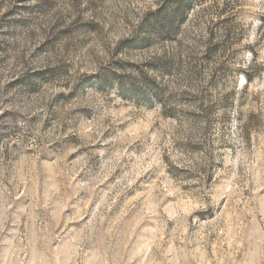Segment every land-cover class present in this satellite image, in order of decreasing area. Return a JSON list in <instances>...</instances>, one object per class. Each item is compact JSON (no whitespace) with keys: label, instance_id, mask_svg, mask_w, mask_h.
Wrapping results in <instances>:
<instances>
[{"label":"rangeland","instance_id":"rangeland-1","mask_svg":"<svg viewBox=\"0 0 264 264\" xmlns=\"http://www.w3.org/2000/svg\"><path fill=\"white\" fill-rule=\"evenodd\" d=\"M0 264H264V0H0Z\"/></svg>","mask_w":264,"mask_h":264}]
</instances>
